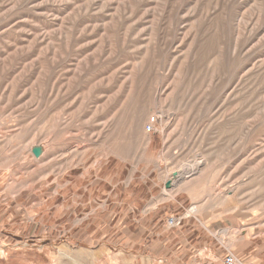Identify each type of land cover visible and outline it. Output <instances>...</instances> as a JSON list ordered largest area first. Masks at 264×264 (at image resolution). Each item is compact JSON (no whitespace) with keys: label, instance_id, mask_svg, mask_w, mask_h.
I'll return each instance as SVG.
<instances>
[{"label":"rangeland","instance_id":"obj_1","mask_svg":"<svg viewBox=\"0 0 264 264\" xmlns=\"http://www.w3.org/2000/svg\"><path fill=\"white\" fill-rule=\"evenodd\" d=\"M130 179L264 261V0H0V264L101 243Z\"/></svg>","mask_w":264,"mask_h":264},{"label":"crops","instance_id":"obj_2","mask_svg":"<svg viewBox=\"0 0 264 264\" xmlns=\"http://www.w3.org/2000/svg\"><path fill=\"white\" fill-rule=\"evenodd\" d=\"M144 184H134L130 179L119 193H114L115 188L111 187L107 200L110 196L116 198L120 195L122 199L116 204L113 202L111 211L107 209L108 212L100 216L109 223L116 218V223L107 227L105 233L101 230L104 241L89 242L93 246L82 249L75 248L71 241L66 240L60 250L70 255L69 260L53 257L48 264H213L216 261L221 264L220 260L227 250L238 257L264 264L262 259L250 253L245 244L247 238L243 237L244 242L241 243H237L240 241L237 239L229 246L224 243L228 235L222 236L220 241L201 222L204 218L199 220L194 215L181 212L183 202L176 201L181 192L171 199L164 198L160 191L155 193L154 185L145 188ZM131 185L136 186L133 190H126ZM140 185L142 191L135 190ZM122 195L127 196L129 202H124ZM121 205L124 206L123 210L114 212ZM97 216H93V219ZM169 218H174L177 225L169 227ZM75 227L68 231H73ZM70 233L71 238L76 236L75 232Z\"/></svg>","mask_w":264,"mask_h":264},{"label":"built area","instance_id":"obj_3","mask_svg":"<svg viewBox=\"0 0 264 264\" xmlns=\"http://www.w3.org/2000/svg\"><path fill=\"white\" fill-rule=\"evenodd\" d=\"M151 130V126H149V131ZM174 218H169L167 220V225L169 227L176 226L177 222ZM221 264H259L251 259L242 258L234 255L232 252L227 250L225 255L222 258Z\"/></svg>","mask_w":264,"mask_h":264},{"label":"bare ground","instance_id":"obj_4","mask_svg":"<svg viewBox=\"0 0 264 264\" xmlns=\"http://www.w3.org/2000/svg\"><path fill=\"white\" fill-rule=\"evenodd\" d=\"M140 123H141V120H138V121H136L134 124H133V127L134 128H139V126H140ZM187 167H189V166H187ZM191 171L192 170H188L187 169V171L186 172H184L183 174H177L175 177H170L169 179H168V181H167V189L165 190V192H164V195H166V196H168V189L169 188H172V187H174V186H176V184L178 183V182H180V181H182L183 179H184V177L185 178H187V177H189V176H192L193 174H191ZM180 172V171H179ZM192 211L193 212H196L197 211V209L194 207L193 209H192Z\"/></svg>","mask_w":264,"mask_h":264}]
</instances>
